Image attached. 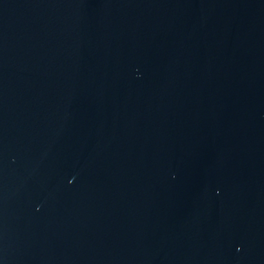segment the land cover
I'll list each match as a JSON object with an SVG mask.
<instances>
[{
  "label": "water",
  "instance_id": "obj_1",
  "mask_svg": "<svg viewBox=\"0 0 264 264\" xmlns=\"http://www.w3.org/2000/svg\"><path fill=\"white\" fill-rule=\"evenodd\" d=\"M0 264H264V0H0Z\"/></svg>",
  "mask_w": 264,
  "mask_h": 264
}]
</instances>
